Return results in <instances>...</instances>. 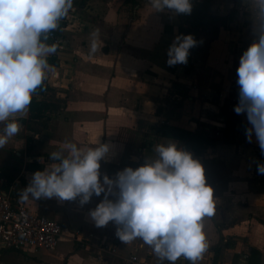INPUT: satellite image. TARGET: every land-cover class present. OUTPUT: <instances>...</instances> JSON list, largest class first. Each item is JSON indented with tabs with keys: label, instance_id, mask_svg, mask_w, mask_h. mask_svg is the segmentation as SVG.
<instances>
[{
	"label": "crops",
	"instance_id": "obj_1",
	"mask_svg": "<svg viewBox=\"0 0 264 264\" xmlns=\"http://www.w3.org/2000/svg\"><path fill=\"white\" fill-rule=\"evenodd\" d=\"M77 2L78 0L73 3V12L75 11L76 13L74 15L69 13L67 18L70 21H66L65 25L62 26L67 39L71 40L74 45V54L70 58L73 61L71 62L67 56H63L61 63L57 61L55 65H50L51 71L47 75L48 81L52 75L54 79L53 84H58V86L62 87H56L51 83V85L59 90L58 95L52 99L59 98L63 93L65 100L68 101L60 107L58 112L49 114L44 118L48 120L47 127L37 134L31 133L33 135L31 142L27 140L30 131L26 123L22 121L23 118H21L20 132L12 137L3 148H0V189L8 194L15 204H23L34 213L42 214L59 221L64 227L63 237L73 239V249L70 246L67 252L63 254L64 261L61 264H67V260L70 262L73 260L75 263L78 261V258L83 259V249L77 248L79 247L77 246L79 243L75 244L74 239L76 237L77 241L82 239L97 248L115 243L123 254L129 252L130 248L135 244L139 245L140 248H144V244L138 240H134L128 244L122 243L115 235L116 225L112 222H109L106 227L102 228L95 226L94 221L89 216V210L96 207L100 200L103 199V194L100 197L93 196L91 201L83 206L79 204L78 198L75 201L64 202H59L56 198L40 199L37 201L33 199L22 200L20 193L27 186L31 174L53 163L49 159L50 153L58 150L59 146L66 141L74 142L84 148L95 146L99 141L110 144V159L101 161V179L103 174L112 177L117 171L122 170L126 166L133 168L140 166L145 162L146 158L149 159V154L152 152L156 154L151 149H154L155 145L159 143L150 145L149 147H147L148 145L140 144L142 134L148 131L147 125L142 123V118L152 117L151 114L142 113L146 105L150 107L151 104L148 103L149 99L147 96L142 99L141 97L144 94L135 93L134 90H137L136 87H140V89L143 87L142 89L145 91L149 90L154 95L162 96L165 94L164 88H167L169 85L163 83L171 81L170 78L164 79L156 73L153 67H149V70L155 73L147 72V64L149 63L146 61L137 63L138 68L135 66L137 64H133L129 59L126 61L129 53L128 50L130 51L131 46H136L139 49L138 52H140L141 49L143 50L140 44L148 36L150 37L149 32L138 33L139 28H143L141 26V18L137 13L133 15L135 19L130 16V4L125 3L124 0H120L119 3H124L122 12L119 13L118 9V16H113L112 11L115 9L117 0H87V2L80 0V2ZM78 4L84 6L80 10H84L86 13L83 12L81 14L80 11L77 12ZM212 5L213 13L220 16L221 22L223 21L224 23L220 24L219 32L214 36L213 41H211V49L216 57L224 58V65L226 63L225 60L230 54H234L238 58L242 56L243 52L256 39L255 28L259 26L260 22L257 19L252 0H212ZM139 6L140 4L134 8ZM215 7H218V11H215ZM175 23H168L174 24L173 32L166 30L167 23L163 27L161 26L158 31L161 37L167 35L174 36V34H176L175 36L181 35L178 32L180 24ZM96 31L99 34L98 43L100 45V49L96 51V55L99 56L101 62H109L111 64L107 75L100 76L102 78L100 79L102 80L101 82H104L103 80L106 78L108 84V86L105 84L106 87L103 86V89L98 92L100 94L101 105L98 100H95V89L93 86H87L89 89L84 87V91L75 96V100L73 99L76 77L80 74L86 75L83 71L88 67L85 68V66L88 65L92 55L94 58L95 54H90V44L92 33ZM121 41L123 43L122 53H124L125 57L123 59L125 61L120 55L118 61L115 62L112 60L113 51L117 52ZM59 43L57 44L59 46L57 48L58 57L62 51H59V48L63 47L61 44L63 42ZM109 57L112 58L109 60ZM95 59H97L96 56ZM205 65L208 64L204 63ZM89 67L93 68V64ZM115 69L116 76L113 75V70ZM136 69L140 73L137 78H133L132 74H134ZM206 69H209L207 71L213 70L210 66H206ZM196 71L198 72V70ZM89 74L90 77H87L88 81L94 82L96 80L95 71L92 70ZM71 78L73 79V83L68 93L63 89L68 87L67 81L70 82ZM224 78L226 83L222 88L220 98H229L236 106L239 104L238 76H233L232 70L228 71L227 69ZM134 79H136V83L133 82ZM173 79L175 80V78ZM176 81L181 83L182 87L180 88L182 90L186 89V87L188 88V99L190 101L194 100V97L197 95L194 92H198V89L195 90V87L190 85L188 79H184V81L176 79ZM115 83H119L117 85L121 86L122 89L115 87ZM195 84L199 86L196 81ZM112 89L120 90L118 95H115L117 97L116 103L111 102V97L113 96ZM174 95V98L182 97L181 92ZM201 96L210 99L212 92L209 89L204 90ZM143 102L145 103L144 106H142ZM160 102L158 104L164 105V103ZM103 107L106 110L109 109V114H103ZM201 112V116H198L200 118L199 123L205 124L207 128L214 126L212 124L217 123L216 119L221 122L227 120L225 115L221 113L216 114L206 108H202ZM239 115L241 122L236 131L239 135L238 139L241 142L238 145L239 148L234 147L229 159L222 150L224 157H222L219 164L220 182L224 184L228 182L233 188V194L228 195L224 193L219 197H214V199L215 201L219 199L221 203L228 199L229 201L234 199L235 203H239L235 214H238L240 218L233 225L221 226L215 225L212 219L205 218L204 231L207 235L209 246L197 264H264V179L261 177L258 168L248 158V154L257 155L261 149L254 132L251 142L247 139L246 130L251 127L247 114L241 113ZM29 116L30 112L28 111L27 116L24 118H28ZM166 116L169 118L167 123L185 129H192L193 124H197L195 121L187 118L186 113L183 114L181 107L171 111V113L163 108L158 115L154 114V117L158 119ZM2 129L3 125H0V131ZM132 133L135 134L134 142H132V138L130 137ZM160 138L162 140L164 137ZM160 138L159 141H161ZM208 150L211 149L208 148ZM228 167L231 170L234 169L229 175L226 172ZM260 177L262 178L261 180L259 179ZM232 202L234 203V201ZM222 209L226 212L225 207ZM72 230L77 231L73 232ZM69 233L71 236H68ZM220 243V249L212 248L216 245L220 247ZM253 249L258 251V254H252ZM3 251L8 250L0 248V253ZM130 254H134V252ZM140 257L142 258L143 256ZM181 261L183 264H190L188 260H182V257L176 261V264H180ZM81 263L98 264L95 260V255L84 257ZM107 263L108 261L106 260L105 264Z\"/></svg>",
	"mask_w": 264,
	"mask_h": 264
},
{
	"label": "clouds",
	"instance_id": "obj_2",
	"mask_svg": "<svg viewBox=\"0 0 264 264\" xmlns=\"http://www.w3.org/2000/svg\"><path fill=\"white\" fill-rule=\"evenodd\" d=\"M74 0H0V148L21 130L34 95L42 87L51 66L48 58L57 52L49 44L73 8ZM259 26L256 39L240 57L237 68L239 104L236 114L246 113L252 134L264 153V0H252ZM156 11L190 14V0H151ZM98 31L92 33L90 54L100 45ZM192 34L177 35L167 55L169 66L186 64L190 49L197 46ZM110 144L80 147L62 143L50 153L48 167L31 174L20 193L24 201L56 198L59 202L79 199L81 206L93 196L103 199L89 210L98 228L109 222L115 235L128 244L140 239L157 258L176 264L183 257L197 264L208 249L205 218L216 212L213 188L206 182L205 169L191 152L177 144L155 145L156 156L140 166H126L110 177L103 174L101 161L110 159ZM264 173V164L258 165Z\"/></svg>",
	"mask_w": 264,
	"mask_h": 264
},
{
	"label": "rangeland",
	"instance_id": "obj_3",
	"mask_svg": "<svg viewBox=\"0 0 264 264\" xmlns=\"http://www.w3.org/2000/svg\"><path fill=\"white\" fill-rule=\"evenodd\" d=\"M75 1L76 0H74V2ZM84 1L87 2V0H84ZM119 1L120 0H117L115 9H113L112 11L113 16H118L117 15L118 9H119V13L122 12L124 3H121L122 1L119 3ZM78 2H80V0H78ZM78 5H77L78 7L77 12L80 11L81 14H83V12L86 13V11L80 10L84 6H81V4H78ZM215 9H214L215 11H218V7H215ZM116 10H117V13H116ZM212 12H213V5H212ZM70 13L74 15L76 12L75 11L73 12V8H72ZM136 13L140 16L141 23H142L141 26L143 27V28H139L138 33H141L144 31L146 33L149 32L150 37L147 35L148 36L147 39L140 44L143 47V50L141 49L140 52H138L139 49L133 45L131 46L130 51L127 49L129 53L127 55L126 61H128L129 59L131 62H133V64H137V63L139 64V62L142 63L146 61L149 63L147 64V72L153 73L154 71H156V73L161 75L164 79L170 78L171 80L169 82L163 83V84H169V85L167 86V88H164L165 94L162 96L154 95L149 90L145 91L142 89L143 87H141V89L140 87L139 88L136 87L137 90H134L135 93L139 92L141 94L142 93L144 94V96L141 97L142 99L146 98L147 96V98L149 99L148 103L151 104L150 107L146 105L142 113V114H151L152 117L148 116L147 118L146 117L142 118V123H145V125H147L148 131L142 134L140 144L141 145L145 144V146L148 145L147 147H149L150 145H154L156 143L166 144V143L172 142V143L177 144L178 147L191 152L193 157L195 159H198L201 162V164L203 165L205 169L206 182L212 186L214 197H219L224 193H227L228 195H232L233 188L231 187V185L228 182L226 184L220 182L219 164H220L222 157H224L222 154V150L226 153V156L229 159V156L232 154L234 147L239 148L238 145L241 142L238 139L239 135L236 132L239 127V124L234 132L226 133L225 129H226L227 120L225 122L224 121L221 122L216 119L215 121H217V123L215 124L213 123L212 125L214 126H210V128H207L205 124L199 123L200 122L199 117L201 116L202 108H206L207 110L213 111L216 114L220 113L222 102L224 101L223 99L220 98V93L222 92V88L224 87V84L226 83V80L224 78L225 73L228 69V71L232 70L233 76H237V68L240 63V58H238L234 54H230V56L225 60L226 63L223 65L224 58L216 57V55L212 52V49H211L212 48L211 41H213V38L215 35V30H213L214 29L213 27L210 30V32L209 31L204 32V31H201L200 29L197 32H195L194 38L196 39L198 43H197V46L194 47V50L190 49V56H189L192 60V65L194 68L192 70L193 72L192 71L186 72V67H188L189 62H187L186 64H176L174 66H169L167 63V60H168L167 52H168L170 45L173 43V40L175 39L176 34H174V36L167 35V36L161 37L158 31L160 30V27L161 26L163 27L165 23L168 24V23L177 22L178 24H180L181 21L179 20L178 14L168 9H165L164 11L154 10V8L151 5V0H141V4L137 8H131L130 6V16L136 15ZM66 21L68 22L70 21V19L66 17L60 23H66ZM216 23H218V21ZM51 41H54V43L56 44H58L59 42L64 43V44L61 43L63 47L61 49L59 48V51L62 50L59 57H58L57 52H56L57 55L54 54L50 56L53 59L56 58L57 61H59L60 63L63 61L62 60L63 56H67L70 59L72 55L74 54L73 53V48H74L73 42L67 39L65 31L61 26H59V28L54 31L53 37L50 35V39L47 42L50 43ZM122 44L123 43L121 41L117 48V52L113 51L114 55L112 56L113 57L112 60H114L115 62L118 61V58L120 57V55L122 56V59L125 57L124 53H122L123 51ZM94 54H95L94 58L92 55L91 58L89 59L88 65L85 66V68L87 67L88 68L85 71H83L86 75L80 74L79 76L76 77L75 93H74L73 99L75 100V96L79 95L82 91H84L83 90L84 87L89 89L87 86H93V88L95 89V100H98L99 104L101 105L100 94H98V92L103 89V86L106 87V85L108 86V84L106 82V78H104L103 80L104 82H101L102 80L100 79L102 78H100V76L107 75L108 71L110 70L109 67H111V64H109V62L107 63L101 62L99 56L96 55V52ZM95 56L97 59H95ZM112 57H109V60ZM70 60L71 62L73 61L72 59ZM204 63L208 65L204 66ZM91 64H93V68L89 67ZM138 64L135 65L137 66V68H138ZM64 66L67 67L65 64ZM206 66L212 67L213 70L207 71L209 69H206ZM149 67H153L155 70L151 71L149 70ZM92 70H94L96 74L95 79L97 81L94 80V78H92L94 82L88 81V78L90 77L89 73ZM196 70H198V72ZM195 72H196V75L194 76ZM139 73L140 71L136 69V71H134V74H132V77L137 78ZM113 75L116 76V69L113 70ZM173 78H175V80ZM183 78L188 79V81L190 82V85L195 87V90L198 89V92L197 91L194 92L197 94L194 97V100L190 101L188 99V96H189L188 88L186 87V89L182 90V88H180L182 87L181 83L176 81V79L177 80L181 79V81H184ZM195 81L199 86L195 84ZM49 82L52 84L54 82L52 75L49 77ZM67 82H68L67 86L69 88L66 87V89H63V90H66V92L69 93L72 83H73V79L71 78V81L70 82L67 81ZM133 82L136 83V79H134ZM117 84L119 83H115L114 86L117 87L118 89H122V87ZM54 86L61 87L60 85L58 86V84ZM207 89L211 90L212 92V97H210V99L201 96L202 92ZM119 91L120 90H115V89L111 90L114 96V98L113 96L111 97L112 103H116L117 97L115 95H118ZM180 92L182 94V97L174 98L175 96L174 94L180 93ZM48 99L51 102H54L60 106H62L63 104H65V102L68 101V100H65V96L63 93L59 96V98L55 100H53L52 98H48ZM217 99L219 100L217 101ZM159 101H161L160 103H164L165 106L162 104H158ZM144 104L145 103L143 102L142 106H144ZM179 107L182 108L183 114L185 113L187 114L186 116L187 118L197 123V124H193L192 129H188V130L193 133H199V135L201 134L205 136L206 138H210L212 140L211 143L209 142V147H208L211 150H208V148H206L202 152L198 153V151L196 152L193 149H189L185 145V143H183L179 139L165 137V136H162L156 133V130L154 127L157 126L158 123L169 124L167 123L169 118L166 116L162 119H158L154 117V114L158 115L163 110V108L171 113V111H174L178 109ZM231 108L234 110L235 104L232 103ZM104 109L105 108L103 107V111H104L103 114H109L108 113L109 109L108 110L106 109L104 110ZM45 114H54V113L52 111H48ZM207 119L209 118L207 117ZM240 122H241V119H240ZM220 126L222 127L219 128ZM134 136H135L134 133L130 135V137L132 138V142H134ZM160 137H164V138L161 140ZM159 138L161 141H159ZM152 150L154 149H151V151ZM258 154L259 153H257V155L248 154V158H250V162L257 168H258V165L261 164L259 162L260 160H259ZM155 156L156 154H154L153 152L148 155L149 159H154ZM233 170H231L230 167H228L226 172L229 175L230 173L233 172ZM260 175L264 179V173H260ZM261 177L259 178L260 180L262 179ZM232 201H234V203ZM215 203H216V212L214 216L210 218L212 219L215 225L217 226L233 225L238 221L240 216L238 214L236 215L235 213L237 212L236 207H238L239 203H235L234 199H231V201H229L228 199L227 201H224L223 203H221V201L218 199L217 201H215ZM224 207L226 208V212L222 209ZM76 231L77 230H74L73 232H76ZM68 236H71V234L69 233ZM76 238L74 239L76 242L75 244L79 243L77 245L79 247L77 248L83 249L82 258L84 259V257H88L89 255H93V256L95 255V260L98 262V264H105L106 260L112 263L122 262L124 258H127L130 255V253H133V252L135 254H138V255L140 254V256H143L142 258H145V260L148 261L149 263L151 262V264H168L167 261L159 260L157 256L153 253L152 249L148 245L144 244L143 241L140 239H137V240L140 243L144 244V248H140L139 245L135 244L130 248L129 252L123 254L121 253V251L119 250L118 246L115 243H111L108 245H104L101 248H97V247L92 246L88 242L79 241V240L77 241ZM61 240L62 241L59 243L57 248L52 249V250L40 249V250H28V251H3L0 253V264H61L64 261L63 254L67 252L70 246L73 249V239H70V237L69 239H67L66 237H63ZM217 247H219V245H216V247L214 246L212 248L216 249ZM220 248H221V243L218 249ZM100 255L103 256L104 260L98 259ZM83 259L78 258V261H76L75 263L73 260H71V262L67 260V264H82L81 261Z\"/></svg>",
	"mask_w": 264,
	"mask_h": 264
},
{
	"label": "trees",
	"instance_id": "obj_4",
	"mask_svg": "<svg viewBox=\"0 0 264 264\" xmlns=\"http://www.w3.org/2000/svg\"><path fill=\"white\" fill-rule=\"evenodd\" d=\"M125 3L130 4L132 8L141 4V0H124ZM192 5V10L190 14H178L179 20L181 21L178 32L183 35L192 34L195 35L199 29L204 32H210V30L214 27L215 35L219 32L221 22L220 16L215 15L212 12V0H190ZM135 19V16H132ZM218 21V23H216ZM214 23V24H213ZM65 23H60V26H64ZM167 31H174V26L172 24L166 25ZM214 35V36H215ZM54 43V41H51ZM194 50V47L191 48ZM190 56V54H189ZM188 56L189 65L186 67V72L192 71L193 65L192 60ZM48 62L50 65H55L57 62L56 58L49 57ZM36 95H34L29 112L30 116L28 118H23L22 121L26 123L30 134L27 136L28 142H31L33 137L31 133L37 134L41 132L48 125V120L44 119L49 114H45L48 111H52L56 113L60 110V105L51 102L48 98H54L58 95L59 90L55 88L46 78L44 84L40 89L37 90ZM219 99H217L218 101ZM222 106L220 109V113L227 117L226 123V133L234 132L240 122V115L236 114V112L231 108L232 101L229 98L223 99ZM156 133L165 136L176 138L185 143V145L189 149H193L194 151H198V153L202 152L204 149L209 147V142L212 140L210 138H206L203 135H199V133H193L188 129L172 125V124H159L154 127ZM259 162L264 164V153L259 152ZM216 247V246H215ZM217 247L216 249H218ZM8 251H13L7 249ZM252 254H258V251L255 249L252 250Z\"/></svg>",
	"mask_w": 264,
	"mask_h": 264
},
{
	"label": "built area",
	"instance_id": "obj_5",
	"mask_svg": "<svg viewBox=\"0 0 264 264\" xmlns=\"http://www.w3.org/2000/svg\"><path fill=\"white\" fill-rule=\"evenodd\" d=\"M50 35L53 37L54 32ZM63 235L64 227L59 221L34 213L23 204H15L9 195L0 189V248L13 251L52 250L57 248ZM98 259L104 260L102 255ZM107 264L151 263L134 253L122 262ZM180 264H183L182 261Z\"/></svg>",
	"mask_w": 264,
	"mask_h": 264
}]
</instances>
